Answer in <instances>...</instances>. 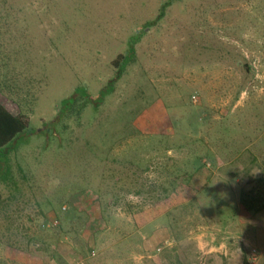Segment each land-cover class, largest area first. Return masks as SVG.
<instances>
[{
    "label": "rangeland",
    "instance_id": "rangeland-1",
    "mask_svg": "<svg viewBox=\"0 0 264 264\" xmlns=\"http://www.w3.org/2000/svg\"><path fill=\"white\" fill-rule=\"evenodd\" d=\"M4 1L0 102L32 134L0 150V264H264V0Z\"/></svg>",
    "mask_w": 264,
    "mask_h": 264
},
{
    "label": "trees",
    "instance_id": "trees-1",
    "mask_svg": "<svg viewBox=\"0 0 264 264\" xmlns=\"http://www.w3.org/2000/svg\"><path fill=\"white\" fill-rule=\"evenodd\" d=\"M172 3V0H170L168 3L162 6L159 15H157L158 18L164 16V10L167 5ZM11 9L12 4L6 6V2L4 0L1 1L0 5V19H9L12 17L11 15ZM3 21V20H2ZM136 39L133 37L131 44L129 45L128 50L125 53L119 54L112 62V65L117 70L116 75L109 79V84H113L117 78L123 73L124 68L126 65L131 61L135 59V53L134 48L132 47ZM103 94V90L100 91V95ZM93 101V97L90 95L89 90L86 86L81 85L80 87H77L74 92L65 98L62 101V114L60 113L59 116L55 118L56 121V127L60 129V131H65L70 127V122L74 121L78 125L81 123V118L84 114V111L86 110V104H90V102ZM30 127L29 120L22 117L20 114H16L12 112L8 107L0 102V150H7L9 152V149H11V146L21 135L24 134H32V132H28V128ZM54 133L58 131H53ZM12 151V150H11ZM9 155V154H8ZM207 155H210L208 153ZM9 163V164H8ZM200 167V165H199ZM197 168V167H196ZM185 177V175H178L173 178L171 185L172 190L168 194L167 191V197L170 195V197L174 196V194H178V190L176 186H180V184H190L191 182H182L181 179ZM191 174V178H192ZM176 179V180H174ZM175 182V183H174ZM0 183L5 184H13L15 186V181L13 179L12 175V169L10 165V160L6 162V165L0 168ZM176 184V186H175ZM193 188V187H192ZM194 189H191L193 191ZM196 194L197 191L194 190ZM169 197V198H170ZM0 200H1V193H0ZM243 206L247 210L246 201H243ZM251 209V208H248ZM260 210L259 208L256 209L254 212H258ZM27 252L30 254H35L36 252H39L38 245H36L35 242H29L27 245ZM246 252L244 254V257L246 256ZM245 264H247L246 258H244Z\"/></svg>",
    "mask_w": 264,
    "mask_h": 264
},
{
    "label": "clouds",
    "instance_id": "clouds-1",
    "mask_svg": "<svg viewBox=\"0 0 264 264\" xmlns=\"http://www.w3.org/2000/svg\"><path fill=\"white\" fill-rule=\"evenodd\" d=\"M188 239L195 242L197 249L204 254L217 251L224 247L223 244H220L218 248L215 236L202 229L190 231Z\"/></svg>",
    "mask_w": 264,
    "mask_h": 264
}]
</instances>
